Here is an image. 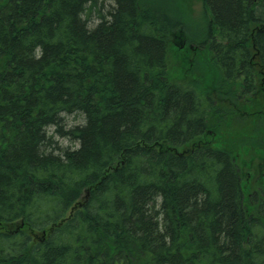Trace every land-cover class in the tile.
<instances>
[{
    "label": "trees",
    "instance_id": "1",
    "mask_svg": "<svg viewBox=\"0 0 264 264\" xmlns=\"http://www.w3.org/2000/svg\"><path fill=\"white\" fill-rule=\"evenodd\" d=\"M111 2L0 0V264H264V0Z\"/></svg>",
    "mask_w": 264,
    "mask_h": 264
},
{
    "label": "rangeland",
    "instance_id": "2",
    "mask_svg": "<svg viewBox=\"0 0 264 264\" xmlns=\"http://www.w3.org/2000/svg\"><path fill=\"white\" fill-rule=\"evenodd\" d=\"M152 1L156 6H161L163 8H166L167 4L170 6H173V4L169 3L172 0H165L164 2H162L161 0H152ZM177 1L180 2L181 0H177ZM184 1L186 2V6H188L190 8V10L184 9L183 12L185 13L186 11H188L189 14L191 15L188 23H187V19L189 17H187L185 25L189 26L191 29H195V31L198 33V31H197V30H199L198 27L201 26V23L205 18L209 19V16L204 12L202 0H184ZM98 4H99V9H101L103 7V4H104L105 5V11H107V9L109 8V5H112L113 3L111 2V0H98ZM95 13H96V10H95ZM171 15L173 16V14H171ZM179 17H180V15L179 16L174 15V19L177 21H178ZM97 24H98V20L93 19L92 22L89 23V26L93 27ZM202 27H204V26H202ZM172 44L174 45V47L180 48V49L186 48L187 46L190 47V45H191V44H189V42L186 38V34L180 35V36L174 38L172 40ZM172 62H174L173 57H172ZM183 69H184V66H183ZM82 124H84L83 117L77 116V115L69 116L65 120V125L68 128L71 126H77V125H82ZM53 129L54 130L52 131V133L55 131V128H53ZM53 141L55 143H57V146H60V148H62L64 150L65 149H72L73 150V149L78 147V145L76 143H72L68 139L63 138V137L56 135V134H54ZM56 154H59V153H56ZM253 174H254L253 179L250 180V182H252V185H253L252 191H254L257 188V185L254 182L257 181V178H259L258 176L261 174V171L258 170L257 168H255ZM260 180H262V177ZM259 186H263V184L260 182Z\"/></svg>",
    "mask_w": 264,
    "mask_h": 264
},
{
    "label": "flooded vegetation",
    "instance_id": "3",
    "mask_svg": "<svg viewBox=\"0 0 264 264\" xmlns=\"http://www.w3.org/2000/svg\"><path fill=\"white\" fill-rule=\"evenodd\" d=\"M216 134H219V133H216ZM261 173H262V176L264 178V167L261 169Z\"/></svg>",
    "mask_w": 264,
    "mask_h": 264
}]
</instances>
